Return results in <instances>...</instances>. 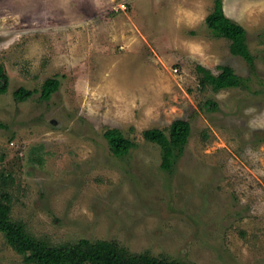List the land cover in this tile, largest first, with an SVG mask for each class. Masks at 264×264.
Wrapping results in <instances>:
<instances>
[{
	"label": "rangeland",
	"instance_id": "obj_1",
	"mask_svg": "<svg viewBox=\"0 0 264 264\" xmlns=\"http://www.w3.org/2000/svg\"><path fill=\"white\" fill-rule=\"evenodd\" d=\"M222 2L247 31L252 67L206 29L217 0H0V179L13 221L53 245L264 264V0ZM198 66L240 85L202 83ZM51 78L61 87L45 100ZM20 88L34 93L17 101ZM176 120L192 132L168 172L144 132L169 135ZM108 129L136 148L115 156ZM0 264H27L1 231Z\"/></svg>",
	"mask_w": 264,
	"mask_h": 264
},
{
	"label": "trees",
	"instance_id": "obj_2",
	"mask_svg": "<svg viewBox=\"0 0 264 264\" xmlns=\"http://www.w3.org/2000/svg\"><path fill=\"white\" fill-rule=\"evenodd\" d=\"M223 0H217L219 9L211 12L205 19L204 25L214 35L226 37L230 42V52L249 59L250 67L254 65V58L248 52L246 44L247 31L241 25L228 18L223 10ZM197 71L203 74L202 83H211L215 88L238 87L239 78L230 75L213 76L202 66ZM10 78L0 73V95L8 92ZM61 82L51 78L42 86L41 95L49 100L51 95L58 92ZM33 91L20 88L14 92L17 101H26ZM192 126L187 120H176L172 123L169 135L161 129H151L144 132L147 141L157 144L163 152L161 167L172 172L176 164L175 153H182L189 142ZM112 152L117 157H125L136 148V143L127 138L119 129H108L104 133ZM2 179V180H1ZM0 179V231L4 233L7 243L20 255L27 264H177L166 260H159L150 254H133L119 243L109 241L80 240L77 243L53 245L40 240L26 231L25 225L13 221L12 195L10 194L8 178L2 175Z\"/></svg>",
	"mask_w": 264,
	"mask_h": 264
},
{
	"label": "crops",
	"instance_id": "obj_3",
	"mask_svg": "<svg viewBox=\"0 0 264 264\" xmlns=\"http://www.w3.org/2000/svg\"><path fill=\"white\" fill-rule=\"evenodd\" d=\"M189 12V11H188ZM188 12H186V13H188ZM184 13V12H183Z\"/></svg>",
	"mask_w": 264,
	"mask_h": 264
}]
</instances>
